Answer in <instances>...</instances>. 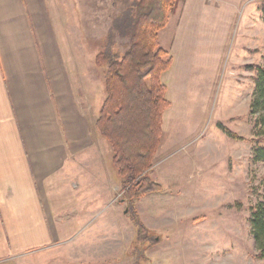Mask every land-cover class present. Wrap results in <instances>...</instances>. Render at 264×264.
<instances>
[{"label":"rangeland","instance_id":"1","mask_svg":"<svg viewBox=\"0 0 264 264\" xmlns=\"http://www.w3.org/2000/svg\"><path fill=\"white\" fill-rule=\"evenodd\" d=\"M83 1L94 6L88 12L86 3L81 19L95 32V51H125L127 36L108 35L135 0ZM57 2L71 25L72 0ZM262 6L264 0H181L169 16L158 40L172 56L161 74L171 104L146 173L162 190L133 204L148 240H136L131 207L121 205L125 225L111 231L105 258L89 264H264L248 223L250 208L264 198V162L252 160L248 114L255 75L248 66L264 65ZM217 123L243 139L228 138Z\"/></svg>","mask_w":264,"mask_h":264},{"label":"crops","instance_id":"2","mask_svg":"<svg viewBox=\"0 0 264 264\" xmlns=\"http://www.w3.org/2000/svg\"><path fill=\"white\" fill-rule=\"evenodd\" d=\"M57 1L0 0V264L97 263L125 225L94 124V6L72 0L68 25Z\"/></svg>","mask_w":264,"mask_h":264},{"label":"trees","instance_id":"3","mask_svg":"<svg viewBox=\"0 0 264 264\" xmlns=\"http://www.w3.org/2000/svg\"><path fill=\"white\" fill-rule=\"evenodd\" d=\"M180 1H133L127 13L113 20L108 35L112 39L115 30L127 36V49L118 54L107 45L94 58L96 67L104 69L105 94L95 129L110 147V163L119 181L121 199L131 207L129 215L139 243L148 240V229L133 204L162 190V185L146 173L160 145L163 114L171 104L161 74L171 67L172 56L160 46L158 34ZM260 10L264 22V6ZM248 67L255 73L248 108L255 134L249 140L253 144L252 160L264 162V65ZM217 127L230 139H243L221 123ZM250 210L248 223L256 257L264 260V198Z\"/></svg>","mask_w":264,"mask_h":264}]
</instances>
